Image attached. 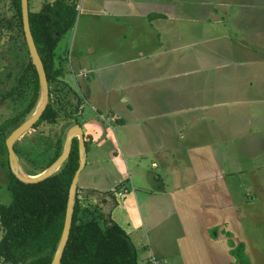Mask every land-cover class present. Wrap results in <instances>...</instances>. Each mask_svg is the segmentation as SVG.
I'll use <instances>...</instances> for the list:
<instances>
[{
	"label": "rangeland",
	"instance_id": "rangeland-1",
	"mask_svg": "<svg viewBox=\"0 0 264 264\" xmlns=\"http://www.w3.org/2000/svg\"><path fill=\"white\" fill-rule=\"evenodd\" d=\"M148 1L152 4L156 3V0H146V2ZM197 1L194 4L196 8L209 7L205 9L207 12H211L209 23L214 24L216 22L214 16L217 15L218 18H223L221 23L224 22V25L213 28L214 37H211L204 25V28H200L201 36L196 37L193 41L191 65L185 68V70L190 68V70L195 71L187 77V85L192 88V83H198V85L194 92L195 94L190 93V95H193L192 98L189 96L188 99H180L178 102L190 104L202 99H208L210 100L208 102L212 105L214 103H223L221 109L227 112L223 121L226 125L264 124V0ZM28 6L30 12H37L41 9V2L39 0H30L28 1ZM75 6L77 16L74 28L66 33L58 43L55 49V60L56 65L63 73L59 79L67 83L77 93L81 105L78 106L75 114L66 116L64 113L67 114L68 110L71 109V101L68 98L62 102L63 110L61 111L60 120L56 124L53 126L43 124L36 130L31 127L22 134L14 142L15 144L18 141L15 146L17 156L19 152L22 154L21 157H17L18 165L21 170L22 165L26 172L34 176L33 174L39 172L40 164L47 162L44 157L53 152L58 140H64V149L66 134L71 128L82 126L86 130L87 127L84 123L92 118L98 119L100 123H107L106 130L109 133V144L113 145L117 150L119 161L112 163L110 157L104 155L106 152L105 147L93 145L90 138L84 136L87 148V163L81 171L78 187L83 192H86L87 190L84 187L90 186L93 182L103 185V187L114 183L112 199L116 202L115 207H134L127 213L132 230H136L135 234H138L139 238L135 240L131 235L129 236L132 238L137 254L139 255V252L143 254L145 246L144 234H142L141 230H138L140 223H137L139 221V207L143 220L146 217L143 209L149 204L154 205L153 203L155 202L156 207H171L166 197L156 196V190H158L162 182L168 190L180 185L178 177L183 174L185 179H187L188 172L192 171L193 168L190 164L181 161V159L178 161V165L166 168L159 163L152 153L147 154L145 157L127 155L120 133L121 130L119 129L120 124L111 122V117L107 115V109H112L115 115H118L123 120L127 118V122H130L131 120L140 119V114L137 111H158L170 108L175 99H171L167 92L160 90L169 86L168 83L156 82L150 78V73L145 67L146 64L150 65L151 61H148L146 56L139 63H126L123 61L126 60L125 57L137 52L138 49L135 48H138L141 44L136 43L140 41L136 39L139 36L137 31L133 30L132 32V29L127 24L124 26V24L119 23L115 19H113V24H111L114 14H109L108 18L103 17V14L100 15L103 10H106L102 5V0H75ZM119 10L122 11V9ZM14 14L13 0H0V95H3L8 90V86L15 78H19L23 74L22 65L26 59L25 54L19 57L13 51L12 46L9 45L11 33L1 30L10 27V23L12 31L17 35L19 31L13 20ZM198 23V19L193 21L192 25L194 28H198ZM122 30L125 36L123 44L129 48L125 51L120 50L121 42L115 37ZM225 35L230 38V41H227V44H221L218 40L221 39L220 41H222ZM204 43L206 47L210 48V52H207L205 58H201L199 57V52L203 48ZM212 48L217 51L212 53ZM90 49H93L92 54L89 53ZM62 54L65 55V61L60 56ZM174 70L172 69V71ZM28 73L30 74V72ZM9 74L10 76L8 77ZM29 74L25 72V79L20 85L19 93L14 94L9 100L0 105V124L17 113L15 109L18 108L16 106L19 99L18 94L24 93L27 97L30 96L29 100L31 99L33 84L30 83L32 80ZM203 77H208L206 82ZM198 78H201L202 81L200 82ZM157 79L159 78L157 77ZM167 79H170V77ZM220 79L226 82L223 85L224 87L228 85L232 86V89L238 88V96L233 94L230 96L228 94L226 99L224 94L214 89L218 86L215 82ZM181 84L180 81L178 86H181ZM38 94L36 106L26 117L24 116L26 118L25 121L32 115L41 100L40 84ZM124 99H127V102H123ZM127 104L131 108L126 106ZM127 107L129 111H135V115H131L130 112L127 114ZM24 108L22 107V110ZM96 109H99L97 114L95 112ZM80 113H82V116ZM135 124L137 125L138 123H129L131 127H134ZM128 129H124V135H128L127 139L131 140ZM40 132H43V134H40ZM76 140L78 143L77 136L72 139V145L75 144ZM5 141L0 137V204L8 206L12 202V197L7 188L6 164L3 165L7 159L9 167L8 153L6 155V152L2 151ZM121 150L123 153L122 157ZM258 150V148L253 149L254 153ZM60 151L62 152L63 150L60 149ZM242 158L246 159V155H243ZM257 158L256 156L255 159ZM96 160L99 161L98 164ZM153 162L156 163L154 166H152ZM236 166L235 164H227L229 170H233ZM157 176L160 181L155 180ZM118 186L121 187L117 189ZM79 189L76 188L74 203L77 195L80 207L82 197ZM88 195L89 200L95 199V202L100 206H95L96 210L103 211L109 207L102 201H97V199H101L98 193L91 192ZM191 198V196L188 197V202ZM130 199L132 201L136 199V201L130 202ZM257 204L259 205L260 202H257ZM260 211L262 213L259 219L260 226L257 230V235L254 237V234H252L253 242L252 240L249 241L255 255V259H253L252 255V262L255 264H264V207H260ZM116 212L118 213V211ZM169 213L171 214V211ZM118 214L126 217L125 213ZM92 215L93 213L86 218L93 219ZM94 218L99 219L100 224L103 223L100 218ZM168 219L169 222L165 221L164 227L170 224L168 242L171 246L172 242L174 245V239L179 235V230L174 224H171V219ZM122 228L126 232L129 230L128 227L122 226ZM147 233L151 238L148 229ZM171 247L169 250H171ZM138 263L141 264L140 259Z\"/></svg>",
	"mask_w": 264,
	"mask_h": 264
},
{
	"label": "crops",
	"instance_id": "crops-1",
	"mask_svg": "<svg viewBox=\"0 0 264 264\" xmlns=\"http://www.w3.org/2000/svg\"><path fill=\"white\" fill-rule=\"evenodd\" d=\"M39 1L42 6L44 2L51 3L53 0ZM196 2L198 1L156 0V3L152 4L146 0H102L106 10L100 15L103 14V17L108 18L109 14H114L111 24L115 19L124 26L127 24L132 32L134 30L139 33L136 39L140 41L136 43L141 44L135 48L138 49L137 52L125 57L126 60L123 61L139 63L146 56V59L151 61L150 65L146 64L145 67L150 73V78L156 82L168 83L169 86L160 90L167 92L171 99H175L170 108L137 111L140 119L130 122H127V118L123 120L115 115L112 109H107L111 122L120 124L119 129L126 154L145 157L152 153L166 168L178 165L181 159L193 168L188 172L187 179L183 174L178 177L180 185L168 190L162 182L156 190V196L166 197L171 207H156L155 202L154 205L149 204L144 207L145 210L143 209L146 213L145 220L142 219L139 207L138 230L144 234L145 246L143 254L139 252L138 255L136 251L137 262L140 259L141 264H150L149 257L152 254L164 264H235V259L230 255L226 236V233H230V240L235 245L243 243L251 264H255L252 262V255L253 259L255 255L249 241L253 242L252 234L254 237L257 235L262 213L260 207H264V124L226 125L223 121L227 112L221 109L223 103L212 105L208 99L190 104L178 102L180 99H188L189 96L192 98L193 95L190 93L195 94L198 85L192 83L193 88L187 85V77L195 71L185 68L191 65L193 41L201 36L200 28L204 25L211 37H214L213 28L224 25V22L221 23L223 18H218L217 15L214 16L216 22L209 23L211 12L205 10L209 7L196 8L194 5ZM196 19L199 21L198 28L192 25ZM115 37L121 42L120 50L129 49L123 44L125 38L123 30ZM220 40L218 41L221 44H227L230 38L225 35L223 40ZM205 45L204 43L199 52L201 58H205L207 52H210V48ZM216 51L212 48L211 52ZM89 53L92 54L93 49H90ZM60 56L65 61V55ZM168 77L170 79H167ZM198 79L202 81L201 78ZM207 79L208 77H203L205 82ZM180 81L182 84L178 86ZM215 83L218 86L213 88L224 94L226 99L228 94L238 96L239 89H232L233 87L228 85L224 87L226 83L224 80L220 79ZM123 102H127V99ZM126 106L131 108L129 104ZM129 108L127 114L130 112L131 115H135V111H129ZM98 110L96 109V114ZM80 115L82 116V113ZM136 122L138 124L134 127L129 125ZM84 124L87 129L84 130L81 126L83 138L88 136L93 145L105 147L104 155L110 157L112 163L119 161L117 150L109 144L107 123L103 124L98 119L92 118ZM125 128H129L131 140L127 139L128 135H124ZM84 145V165H86L85 142ZM257 148L259 150L254 153L253 149ZM121 154L122 157V150ZM243 155H246V159L242 158ZM122 159L126 162L124 158ZM96 162L98 164L99 161ZM155 164L153 162L152 166ZM227 164L237 166L229 170ZM155 180L160 181V178L157 176ZM113 185L114 183L103 187L93 182L90 186L84 187L86 192L79 189L82 199L78 217L84 221H96L103 228L104 222L100 224L99 219L94 218L102 220L101 214H103L116 223L132 243L131 236L138 240L139 235L135 234V229L132 230L127 211L134 207H115L116 202L112 199ZM119 187L121 186L117 189ZM91 192L98 193L101 199L97 201H102L109 207L103 211L96 210L97 202L88 198ZM189 196L192 198L188 202ZM134 201L130 199V202ZM257 202L260 204L258 205ZM116 211L125 213L126 217H122ZM91 213L93 219L86 218ZM168 218L179 230L174 245L173 242L171 244L173 247L168 242L170 224L164 227L165 221L169 222ZM121 225L129 228L128 233Z\"/></svg>",
	"mask_w": 264,
	"mask_h": 264
},
{
	"label": "trees",
	"instance_id": "trees-1",
	"mask_svg": "<svg viewBox=\"0 0 264 264\" xmlns=\"http://www.w3.org/2000/svg\"><path fill=\"white\" fill-rule=\"evenodd\" d=\"M13 4L15 10L13 20L19 32L17 35L14 34L10 23V27L1 30L11 33L9 45L19 57L25 54L26 59L22 65L23 74L19 78H15L8 86V90L0 95V105L14 94L19 93L20 85L25 79V72L27 74L30 72L33 93L30 100V96L27 97L24 93L17 95L19 96L16 105L18 108L15 109L17 113L0 124V137L3 141L25 121V117L36 106V99L39 97L37 72L29 57L24 38L20 0H13ZM76 16L75 0L44 2L39 11H29V29L45 71L49 96L44 112L32 126L33 130L43 124L52 126L56 124L60 120L64 100L69 98L71 101V109L67 114L64 113L66 116L75 114L78 106L81 105L77 93L67 83L59 79L63 73L56 65L55 60V49L64 35L74 27ZM22 107L25 108L22 110ZM17 142L13 146L16 156ZM63 143L64 140L57 141L53 152L44 157L47 162H42L43 165L40 164L39 172L33 175L45 171L61 155L60 149L63 150ZM2 151L7 155L5 143L2 146ZM18 156H22L21 152ZM78 163L76 140L68 158L58 171L40 182L27 184L15 178L6 159V163L4 162L3 165L6 164L7 188L11 194L12 202L8 206L0 204L1 264H51L62 234L69 188ZM21 168L27 175H32L26 172L22 165ZM79 211L76 195L69 237L60 264H138L133 244L128 235L116 223L101 214L104 222L102 228L96 221H84L79 218ZM226 236L228 237V246L231 248L230 255L235 259V264H251L245 253L244 244L235 245L230 240V233H226Z\"/></svg>",
	"mask_w": 264,
	"mask_h": 264
},
{
	"label": "water",
	"instance_id": "water-1",
	"mask_svg": "<svg viewBox=\"0 0 264 264\" xmlns=\"http://www.w3.org/2000/svg\"><path fill=\"white\" fill-rule=\"evenodd\" d=\"M20 8H21L24 38H25V42L27 45L29 57L38 75L39 84L41 88V94H40L41 100L37 108L35 109V111L32 113V115L26 121H24L21 125L15 128L11 132V134L6 138L5 146L7 149L8 162H9V167H10L12 174L15 176L17 180L23 183H27V184L37 183V182H40L50 177L52 174L58 171V169L63 164V162H65L66 159L68 158L69 153L71 151V147H72V139L75 136H77L78 138V157H79L78 168L74 174V177L72 179V182L69 188L68 200H67L64 223H63V230H62V234H61L58 246L56 248L55 254L51 262V264H60V260H61L64 248H65V245L67 243L70 228H71L72 212H73L74 197H75V191L77 188V182H78L79 174L84 167V159H85L84 138H83V132L80 126L71 128L66 134L64 149L61 155L45 171L37 175L31 176V178L21 177L20 174L16 172L14 169L15 166L18 167V169L20 168L18 165L16 155L13 151L14 142L36 123V121L40 118V116L44 112L47 106V103H48V84H47L45 71H44L42 62L39 58V55L37 53V50L34 45V42H33V39L30 33V29H29L28 0H20Z\"/></svg>",
	"mask_w": 264,
	"mask_h": 264
},
{
	"label": "bare ground",
	"instance_id": "bare-ground-1",
	"mask_svg": "<svg viewBox=\"0 0 264 264\" xmlns=\"http://www.w3.org/2000/svg\"><path fill=\"white\" fill-rule=\"evenodd\" d=\"M15 171L18 172L20 174L21 177L23 178H31L30 175H27L26 173H24L20 168L18 169V167H14Z\"/></svg>",
	"mask_w": 264,
	"mask_h": 264
},
{
	"label": "built area",
	"instance_id": "built-area-1",
	"mask_svg": "<svg viewBox=\"0 0 264 264\" xmlns=\"http://www.w3.org/2000/svg\"><path fill=\"white\" fill-rule=\"evenodd\" d=\"M77 8H79V6H77ZM149 263L150 264H163L162 261H159L158 259H156L155 257L151 256L149 258Z\"/></svg>",
	"mask_w": 264,
	"mask_h": 264
}]
</instances>
